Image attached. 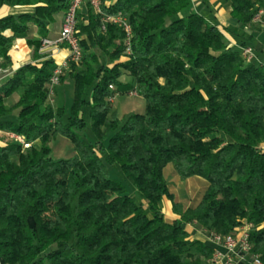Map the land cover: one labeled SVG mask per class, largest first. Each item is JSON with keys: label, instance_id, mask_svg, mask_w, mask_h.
Returning <instances> with one entry per match:
<instances>
[{"label": "trees", "instance_id": "trees-1", "mask_svg": "<svg viewBox=\"0 0 264 264\" xmlns=\"http://www.w3.org/2000/svg\"><path fill=\"white\" fill-rule=\"evenodd\" d=\"M108 1L100 0L102 12L121 13L132 28L131 51L122 27L89 4L87 14L78 11L81 58L60 75V83L74 80L65 121V109L49 101L57 65L42 61L48 32L42 19L65 13L70 0H0V7L35 6L0 18V68L12 65L18 38L31 54L0 83V130L30 144L0 143V258L4 264H212L214 246L191 239L186 226L228 235L249 223L251 254L264 262V63L243 56L246 47L264 54V31L260 42L240 35L239 46L227 38L251 27L260 12L264 25V0H225L237 28H220L195 0ZM33 26L39 37L29 36ZM131 91L145 99V110L120 118L110 99ZM86 104L95 142L79 133L87 126ZM57 136L70 139L73 157L52 159L49 143ZM169 163L182 180L207 181L195 204L185 208L171 189L164 177ZM115 164L134 195L111 178ZM164 199L179 215L173 222Z\"/></svg>", "mask_w": 264, "mask_h": 264}, {"label": "crops", "instance_id": "crops-1", "mask_svg": "<svg viewBox=\"0 0 264 264\" xmlns=\"http://www.w3.org/2000/svg\"><path fill=\"white\" fill-rule=\"evenodd\" d=\"M60 1H67V0H60ZM116 1L117 0L108 1L107 6L113 5ZM194 6L197 10L201 11L211 22L215 23L220 28L238 27V22L231 15V9L226 7L225 0H206V1L195 0ZM34 11H35L34 5L10 6L7 4H3L0 7V18L9 14L17 15L21 13H32ZM87 11H88V4L85 3L81 6L80 12L82 14H87ZM63 20H64V12H60L54 15L52 21H47L46 19H42V21L46 24L48 29L47 35L42 39L47 38L52 41L56 40L60 35ZM259 23L257 21H253L251 27L242 28L245 32L244 35L254 36V40L256 42L258 41L260 42L262 41L260 39H263V30L260 31V29L263 28H261L262 25H259ZM234 35L235 34L233 35L227 34V38L232 44L239 46L240 42L234 39L233 37ZM29 36L39 37L38 28L36 26L32 27ZM41 52L45 54V58H43L42 61L52 59L57 66L65 62L69 55V50L65 45L62 44L46 45L41 49ZM9 54L12 57V65L7 69L4 70L0 69V83L3 82L6 78H8V76H10L13 72H15L19 67H21L26 63L31 62L30 48L25 38H18L16 42V46L10 51ZM255 55H256L255 57L258 58V60L261 63H264V54H259L258 52H255ZM0 143L5 144L3 142ZM196 183H198V186H202V188L206 187L207 185V183L204 180H200V179H196ZM175 194L177 195L176 192ZM178 200L183 204L185 208L191 206L190 204H186L185 202L181 201L179 198ZM163 207L165 211L164 213L165 217L169 218L171 222L179 218V215H177L173 211V204L170 200L164 199ZM186 230L189 232L191 239L198 238L204 240L212 244L215 249H220V246L218 244L209 241L208 235L203 230H201L197 224H188L186 226ZM0 263H3V260L1 258H0ZM236 264H252V262L248 256L240 252L236 257Z\"/></svg>", "mask_w": 264, "mask_h": 264}, {"label": "rangeland", "instance_id": "rangeland-1", "mask_svg": "<svg viewBox=\"0 0 264 264\" xmlns=\"http://www.w3.org/2000/svg\"><path fill=\"white\" fill-rule=\"evenodd\" d=\"M257 22L259 23V21ZM259 25H262L261 28H263L260 29V31H264V25L261 23H259ZM243 34H245L244 30L242 28H239L238 34H235L233 37L238 42H240V35ZM121 79L124 82L129 80L127 76H123ZM53 90L54 94L49 97V101L52 103L53 107L56 110H58L59 108L65 109L64 120L66 121L73 101L74 80L68 77L63 83L56 84L53 87ZM91 97V88H88L86 98L90 101ZM17 98L18 94L13 95L7 100V104L14 103ZM111 102L113 108L118 111L119 117L125 119H127L128 116L133 113H143L146 106V101L143 97H141L140 95L131 96L129 95V93L117 94ZM83 115L87 126L83 130H80L79 133L84 135L91 142H95L96 137L91 127L92 119L90 115L89 104H86L83 107ZM9 141L10 140L8 137V132L0 130V142L8 143ZM35 145L38 146L39 142H36ZM49 146L51 148V157L55 161L70 158L75 155L73 143L67 137L57 136L55 139H52L50 141ZM109 171L111 178L123 182L127 186L129 193L133 195L135 194V188L133 184L126 178L121 167L118 164L110 165ZM164 177L168 180L171 189L177 193V196L181 201L185 202L186 204L193 205L200 199L203 188L202 186H198V183H196V179L204 180L201 177L199 178L195 176L186 180H180L175 173V167L173 163H169L165 167ZM204 181L207 183L206 180ZM163 212L165 213L164 207ZM167 220L168 222H171L169 218H167ZM31 223H33L32 220Z\"/></svg>", "mask_w": 264, "mask_h": 264}, {"label": "built area", "instance_id": "built-area-1", "mask_svg": "<svg viewBox=\"0 0 264 264\" xmlns=\"http://www.w3.org/2000/svg\"><path fill=\"white\" fill-rule=\"evenodd\" d=\"M85 3L92 6L97 13L102 14V17L105 20L111 21L125 30V43L127 45L126 51L127 53L131 51L130 41L132 37V28L127 22L126 18L121 13L104 14L101 10L100 0H70L69 6L64 13V20L59 37L54 41L49 40L47 38L42 39L41 49L49 44H62L65 45L69 50V55L66 61L57 66L53 76L50 79V97L54 94L53 87L56 84L60 83V75L62 74L64 69L68 68L69 62H78V60L81 58V49L79 44V38L77 37L76 26L78 11L80 10L81 6ZM261 14L262 12H260V14L254 19V21H260ZM103 29H105V26H103ZM243 56L246 58L247 61H252L255 58L253 49L251 47L244 48ZM129 95L136 96L137 92L131 91L129 92ZM110 101H113V98L110 99ZM8 137L9 140H15L22 144L24 147L30 146V144L26 143L25 139L18 134L8 132ZM261 147L264 150V143ZM252 228V224L246 223L242 226L235 228V230L228 235H220L216 233L208 235L209 241L220 246V249H215L214 254L211 258V263L236 264V257L240 252H242L251 259L252 264H264V262L257 255L251 254L252 244L250 242V233Z\"/></svg>", "mask_w": 264, "mask_h": 264}]
</instances>
